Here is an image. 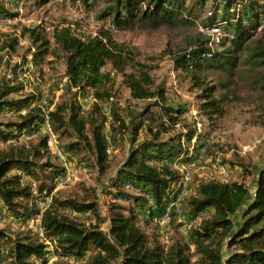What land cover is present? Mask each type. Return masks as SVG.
<instances>
[{"label":"trees","instance_id":"trees-1","mask_svg":"<svg viewBox=\"0 0 264 264\" xmlns=\"http://www.w3.org/2000/svg\"><path fill=\"white\" fill-rule=\"evenodd\" d=\"M109 1L112 5L106 14L112 17L115 30L130 29L135 25L185 27L192 25V19L196 18L192 10L185 7L186 0ZM222 5L225 12L233 13V18L218 19L212 11L202 22V28L207 31L221 29V25L231 27L230 39L222 35L218 44L229 40L233 50L216 51L211 44L215 41L210 37L201 39L199 34L193 47L174 55L176 69L190 74L198 88L204 86V81L195 75L197 71L231 72L237 62L234 54L257 31L259 36L245 47L246 56L242 64L252 70L264 68V2L224 0ZM25 32L35 47L33 56L36 63L49 53L50 41L37 29L28 28ZM52 39L62 54L66 84L59 102L52 109L46 108L48 115L45 118L58 144L60 139L69 140L61 147L64 155L84 151L92 156L99 170L106 168L109 142H115L128 130L122 107L113 102L112 74L121 75L132 100L156 98L160 102L153 104L158 106L159 115L147 109L132 127L133 143L143 129L148 138L136 143L129 151L113 185L117 189L122 182H132L140 188L142 195L136 197L120 190L114 193L117 199L133 200L134 204L127 210L116 202L111 203L109 226L104 232L98 223L86 224L79 218V215L90 214L99 220L94 189H84L82 197L51 195L54 190L52 184L63 169L51 160L56 158L47 151L46 135H40L34 140L36 143L27 147L8 143L0 147V211L23 223L38 217L42 237L38 238L30 228L15 235L0 229V264H46L50 253L60 259L82 261L80 264H264V167L258 175L254 198L242 213L244 221L227 242L229 247H237L234 252L224 257L221 242L233 227L232 217L242 207L247 188L243 183L218 180H192L190 192L182 201L184 223L174 219L170 221L178 222V231L186 226L185 233L179 232V236L164 247L158 241L159 236L151 239L141 230L135 210L139 206L147 211L149 218L145 224H153L159 229L155 218L178 193L181 180V174L164 163L189 160V153L196 152L200 146L189 150L185 144L195 137L200 141V134L194 124H181L185 108L175 109L163 104V89L151 90L153 79L150 69L136 61L123 43L116 42L109 29L94 36H79L63 26L54 29ZM16 43L17 39H12L7 46L14 50ZM50 54L55 56V50ZM108 64L111 71L103 72ZM128 68L132 71L127 72ZM16 90L8 81H0V112L3 109L20 110L34 99V96L10 97ZM213 92L214 87H206L199 96L202 102L200 111L208 118L219 117L223 113ZM87 94L91 95L92 101L83 112L79 100ZM104 106L108 113L104 112ZM43 123L42 109L37 107L21 116L19 122L0 123V144L13 140L22 131H36ZM106 126L109 139L105 134ZM177 126L181 131L176 129ZM164 135L170 136L163 138ZM13 171L19 173L12 174ZM22 175L31 177L37 185L25 184ZM49 196L48 205L39 210L37 199ZM199 217L201 220L193 225ZM261 223V227L253 229ZM3 250H6L4 257ZM87 253L91 255L84 262ZM193 256L198 258L192 263Z\"/></svg>","mask_w":264,"mask_h":264},{"label":"rangeland","instance_id":"rangeland-1","mask_svg":"<svg viewBox=\"0 0 264 264\" xmlns=\"http://www.w3.org/2000/svg\"><path fill=\"white\" fill-rule=\"evenodd\" d=\"M223 1L186 0L185 7L191 9L193 16L196 17H193L194 23L189 26L141 27L135 25L130 29L115 30L112 27V17L106 14L112 5L109 0H48L47 2H43V0H0L3 8L0 9V42L2 43V45L0 44V81H8L10 86L17 88L10 95L14 99L34 96V99L20 110L3 109L0 112V123L19 122L21 116L26 115L34 107L42 109L43 117H46L48 115L46 108L52 109L59 102L66 78L64 77L65 65L62 54L54 46L52 39L55 28L66 26L79 36H94L101 30L109 29L116 42L123 43L133 53L136 61L150 69V76L153 79L151 90L163 89L165 97L163 104L175 109L185 108V112L181 116L183 119L181 124H194L197 133L200 134V141H196L195 137L189 144L184 143L189 150H192L194 146H200L196 152L189 153V160L164 163L181 174L179 191L169 203L177 200L180 195L184 175L189 179L185 185V188L187 186L186 193L181 194L183 197L179 198L182 213L180 214L181 220L178 222L184 223L185 221L182 218L184 214L182 201L189 194V186L193 179L204 182L210 180H218L223 183L238 182L246 186L245 201L240 210L232 217L233 227L221 242L222 254L225 257L237 249V247H229L227 242L244 221L242 213L254 198L258 175L264 167V68L252 70L249 66L242 64L246 56L245 47L259 36V32L253 33L241 49L236 51L234 56L237 58V62L231 72L226 73L214 69L197 71L195 75L200 81H204L202 88L195 87L191 75L177 70L174 64V55L193 47L199 34H201V39L210 37L211 41H215V44L212 42L211 44L216 51L233 50L229 40H223L222 44H218L222 35L228 37L226 39H230L231 27L221 25V29L212 28L207 31L202 28V22L212 11H215L218 19L233 18L231 11H224ZM260 1L264 2V0ZM262 20L263 18H260V21ZM28 28L37 29L50 41L49 53L37 60L36 63L33 56L35 47L25 32ZM12 39H17L14 50L7 46ZM1 47L5 48L2 50ZM52 50H55V56L50 54ZM102 71L110 72L111 66L106 65ZM131 71L132 69H127V72ZM112 76L114 79L113 102L122 107L123 115L128 123V130L123 136L117 137L115 142H109L108 162L104 170H99L94 159L87 152L81 151L76 154H68V156L64 155L61 147L69 140L60 139L58 144L56 136L52 134L45 118L50 137L56 140L54 150L51 149L50 142L47 140V151L51 157L56 158L55 160L51 158V160L57 165H60L61 159L63 164H68V168L60 166L63 173L54 180L52 184L54 190L51 195L82 197L84 189H94L97 195L99 220L90 214L79 215V218L86 224L98 223L104 232H107L109 226L108 210L111 203L116 202L127 210L134 204L133 200L117 199L114 193L120 190L122 193L136 197L142 195L140 188L134 184L133 190L127 189L126 185L129 182H122L117 189L113 188L117 173L122 168L129 151L136 143L148 138L143 129L138 133L136 143H133L131 129L137 123L140 114L147 109L153 114L158 113L159 115L160 113L158 106H153L156 101V103H160L156 98L142 101L132 100L129 90L122 83L121 75L112 74ZM206 87H214V97L220 101L219 105L223 111L219 117L208 118L200 111L202 102L199 100V96L202 95ZM79 101L83 112H85L92 101L91 95H84ZM103 109L108 113L107 107L104 106ZM176 129L181 131L179 126ZM36 131L40 135H45L44 123ZM33 134L35 131H22L13 140L0 144V147H4L8 143L27 147L36 143L34 140L40 135L20 136H32ZM105 134L109 139L107 126ZM169 136L164 135L163 138ZM205 146L206 151L202 155V148ZM14 173L19 172L13 171L12 174ZM22 177L25 184L32 187L37 185V182L31 177L24 175ZM49 202L50 196L37 199L36 206L42 211ZM135 213L141 230L147 233L151 239L154 236H159L158 241L164 247H168L173 239L179 236V232L185 233L187 228L182 226L178 231V222L173 221L163 228L158 225V229L153 224H145V220L149 218L147 211H143L138 206ZM159 216L155 218V223L159 220ZM0 218V229H5L10 234L15 235L30 228L38 238L42 237L38 217L23 223L0 211ZM200 220V217L197 218L193 225ZM262 225L261 223L253 229H258ZM49 249L51 250V248ZM5 253L6 250H3V257ZM91 253L84 256V262ZM197 258L198 256H193L191 262L193 263ZM81 262L72 258L60 259L50 253L46 264H80ZM35 264L40 263L35 262Z\"/></svg>","mask_w":264,"mask_h":264},{"label":"built area","instance_id":"built-area-1","mask_svg":"<svg viewBox=\"0 0 264 264\" xmlns=\"http://www.w3.org/2000/svg\"><path fill=\"white\" fill-rule=\"evenodd\" d=\"M44 126L46 128L45 135L47 136V140L50 142L51 149L54 150V143L56 140L50 137L49 129L45 123V117H44ZM35 135H40V133L38 131H35V134H33L32 136H20V137H33ZM205 151H206V146L202 148V155L205 154ZM60 166L64 168H68V164H63L62 159H61ZM148 204L151 205L150 200ZM172 219L176 221L181 220L180 201L176 202L173 206H168V208L164 210V216L160 219V221H156V224L163 228L164 226L166 227Z\"/></svg>","mask_w":264,"mask_h":264},{"label":"bare ground","instance_id":"bare-ground-1","mask_svg":"<svg viewBox=\"0 0 264 264\" xmlns=\"http://www.w3.org/2000/svg\"><path fill=\"white\" fill-rule=\"evenodd\" d=\"M217 29V28H216ZM184 175V174H183ZM188 177L186 176V175H184V177H183V181H182V187H181V191H180V195L177 197V200H175V201H173V202H171L170 204H168L167 205V207L166 208H168V206H173L176 202H178L179 201V198H180V196L181 197H183L182 195H184L185 193H186V189H187V186H186V188H185V185L188 183ZM128 188L127 189H129V190H133L134 189V185L132 184V183H127V185H126ZM182 194V195H181ZM166 208L164 209V210H166ZM182 213V210H181V208H180V214ZM164 216V211L160 214V216H159V220L158 221H160V219L162 218Z\"/></svg>","mask_w":264,"mask_h":264}]
</instances>
